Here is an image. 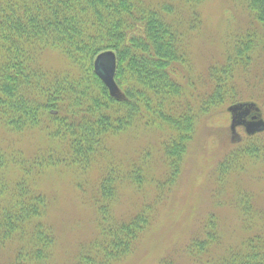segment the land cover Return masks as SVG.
Wrapping results in <instances>:
<instances>
[{"label":"trees","instance_id":"1","mask_svg":"<svg viewBox=\"0 0 264 264\" xmlns=\"http://www.w3.org/2000/svg\"><path fill=\"white\" fill-rule=\"evenodd\" d=\"M208 1L0 0V247L15 246L10 264H54L58 236L47 220L51 205L35 185L43 171L63 163L85 170L100 158L111 160V137L140 123L165 132L161 146L169 173L157 183L158 200L159 191L169 190L181 175L200 118L238 101L242 93L234 77L237 64L250 61L252 40L239 41L234 57L227 54L222 66L208 68L206 93L198 94L188 75L189 32L199 20L191 10ZM245 7L264 27V0H245ZM54 51L66 61L63 69L44 66V56ZM105 51L117 55L121 100L110 95L94 70L96 57ZM35 129L58 140L62 152L36 153L26 164L4 145L3 134ZM260 134L232 143L216 166L219 184L231 174H244L249 159L264 158ZM11 166L20 178H10ZM135 166L128 179L145 191V166ZM106 170L93 198L97 234L81 244L75 264H120L137 252L159 215L145 202L131 216H118L120 174L116 167ZM238 193L234 206L246 228L256 232L226 245L211 214L184 250L197 264H264L262 212L254 209L249 192ZM157 264L178 263L168 256Z\"/></svg>","mask_w":264,"mask_h":264},{"label":"rangeland","instance_id":"2","mask_svg":"<svg viewBox=\"0 0 264 264\" xmlns=\"http://www.w3.org/2000/svg\"><path fill=\"white\" fill-rule=\"evenodd\" d=\"M191 11L199 19L189 32L191 40L188 44L191 65L188 75L195 82L196 92L206 93L211 89L207 77L210 66H222L228 60L227 54L234 57L237 53L236 43L250 39L254 43L250 61L244 67L238 63L239 70L234 77V86L242 94L238 101L213 111L208 119L200 118L181 175L175 184L168 186L169 190L159 191L158 200L157 183L165 182L169 173L161 146L165 132L158 128L147 129L140 123L111 137L107 143L111 160L100 158L95 166L85 170L63 163L37 176L35 185L48 197L51 205L47 220L58 236L54 264H75L81 244L97 234L93 198L103 173L113 167L118 168L121 179L115 205L118 216H131L145 202L159 212L152 228L140 241L137 252L120 264H157L168 256H173L178 264H197L184 250L193 237L201 234L211 214L219 220L226 245L254 234L256 230L246 228L234 206L240 197L238 192L252 195L254 209L262 212L263 223L258 226L264 230V158L249 159L244 174H231L220 184L216 171L217 163L234 145L231 114L227 113L229 106L254 102L260 109L258 113L253 111L254 115L264 120V27L252 21L245 0H209ZM43 62L52 70L67 66L62 54L55 51L46 54ZM237 131L242 139L246 137L242 127ZM3 138L4 145L18 151L26 164H31L26 160L33 159L36 153L62 152L60 142L48 137L43 129L22 135L7 133ZM258 141L264 144V132ZM136 164L145 166V191H139L128 179ZM8 174L12 179L20 178V172L12 166ZM14 250L12 244L0 247V264H10Z\"/></svg>","mask_w":264,"mask_h":264},{"label":"water","instance_id":"3","mask_svg":"<svg viewBox=\"0 0 264 264\" xmlns=\"http://www.w3.org/2000/svg\"><path fill=\"white\" fill-rule=\"evenodd\" d=\"M94 70L96 75L101 79L108 88L109 93L115 99L121 100L124 95L116 82L117 72V55L113 51L100 53L94 61ZM231 114V133L232 141H241L242 137L238 133V127H244L246 135L252 136L264 132V120L259 119L256 115L248 121L247 117L252 111L259 112L260 109L254 102L237 103L229 106Z\"/></svg>","mask_w":264,"mask_h":264},{"label":"flooded vegetation","instance_id":"4","mask_svg":"<svg viewBox=\"0 0 264 264\" xmlns=\"http://www.w3.org/2000/svg\"><path fill=\"white\" fill-rule=\"evenodd\" d=\"M254 115L253 111L251 112V114L247 117V120L249 119V117H252ZM255 116V115H254ZM242 127V126H240ZM244 129V127H242Z\"/></svg>","mask_w":264,"mask_h":264}]
</instances>
